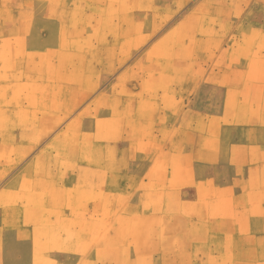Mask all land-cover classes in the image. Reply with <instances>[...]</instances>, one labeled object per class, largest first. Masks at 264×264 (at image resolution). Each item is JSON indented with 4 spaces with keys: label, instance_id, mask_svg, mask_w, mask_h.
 <instances>
[{
    "label": "crops",
    "instance_id": "0c3cea01",
    "mask_svg": "<svg viewBox=\"0 0 264 264\" xmlns=\"http://www.w3.org/2000/svg\"><path fill=\"white\" fill-rule=\"evenodd\" d=\"M45 1L1 6L0 13L33 15V34L42 38L50 28L41 21L55 20L63 28L65 13H72L64 11L63 0L51 6ZM199 1L190 4L186 15L199 6L202 11L208 8V0L200 5ZM236 2L217 0L225 9L206 11L217 15L216 22L190 25L208 32L195 35L192 57L185 59L200 64L174 75L168 87V95H179L174 103H161L166 93H159L144 113L134 110L129 115L120 136L92 155L71 161L69 168L76 164L77 171L58 172V192L62 186L70 187L78 191V199L44 197L41 204L46 212L35 219L29 213L32 204L0 207L9 213L5 218L0 212V264H163L166 259L159 255L165 253L169 262L177 260L178 254L200 253L231 255L232 264H264V214L244 213L242 219L240 208L264 207L260 196L264 192V0L243 6V20L225 21ZM134 13L143 15V11ZM18 24L2 22L0 32L22 29ZM27 44L60 47L65 43L52 37ZM178 55L172 58L171 69L183 54ZM57 110L52 124L60 125L65 118L64 100ZM161 158L168 162L165 184L156 178ZM20 173L16 169L10 176L8 188H21ZM37 178L39 184L32 180L26 186L44 190L48 177ZM226 203L233 206L227 219L223 210H214ZM59 204L63 208L51 217L48 208ZM210 209L211 216L207 215ZM84 210V216L78 217ZM242 221L250 224L247 233L241 229ZM258 252L259 257L247 258ZM122 254L124 259L119 260L117 255Z\"/></svg>",
    "mask_w": 264,
    "mask_h": 264
},
{
    "label": "rangeland",
    "instance_id": "374dc122",
    "mask_svg": "<svg viewBox=\"0 0 264 264\" xmlns=\"http://www.w3.org/2000/svg\"><path fill=\"white\" fill-rule=\"evenodd\" d=\"M36 1L0 0V7L34 5ZM63 1L64 11H72L65 13L67 22L59 28L55 20L41 21L43 26L50 28L43 32L42 38L33 34L32 27L36 23L31 18L33 15H17L13 10L0 13V23L12 26L21 23L22 28L12 30L11 34L0 32V207L32 204L33 210L29 213L34 219L46 212L41 204L44 197L78 199V191L70 187L62 186L60 192L57 190L58 172L78 170L76 164L69 168L71 161L92 155V151L120 136L122 123L129 115L134 110L144 113L145 108L158 99L159 93H166L161 95V103L175 102L177 94L168 95V87L175 80L174 75L200 64L185 59L192 57L195 35L208 32L201 26L191 29L190 25L216 22L217 15L207 14L208 8L217 12L225 9L221 3H215L217 0H208L209 3L200 0L198 4L207 1L208 8L202 11L203 7L198 5V10L190 15H186L187 10L196 0ZM45 2L51 6L58 0ZM251 2L237 0L225 21L243 20V6ZM136 10L143 11V15H136ZM20 17L23 18L21 22ZM52 37L61 38L65 44L60 47L27 44L29 41L45 42ZM178 52L183 55L173 61L171 69L172 58L179 56ZM62 100L65 102L64 121L60 125L52 124L56 121L53 114L57 113ZM86 121H91L92 125ZM161 147L163 152L164 146ZM167 168V158H161L156 178L162 184L168 180ZM16 169L21 170L18 180L23 184L21 188H8L6 184ZM40 175L48 177L44 190L26 186L32 180L39 184L34 177ZM260 196L264 197V192L261 191ZM62 208L60 204L55 205L47 212L53 217ZM240 208L242 219L244 213L264 214L261 205H241ZM232 209L227 203L214 207L219 213L223 210L225 219L232 217ZM0 212L5 218L9 215L5 208ZM85 213L84 210L78 217L82 218ZM211 213L212 209L207 215ZM225 221L227 227L229 223ZM241 229L243 233L250 231L249 222L242 221ZM8 250L5 248L4 254L8 255ZM159 256L166 259L163 264H232L231 255L178 254L177 260L172 262H169V253ZM254 256L259 257V252L247 258ZM113 257L107 256V259ZM117 258L123 260L124 255H117Z\"/></svg>",
    "mask_w": 264,
    "mask_h": 264
}]
</instances>
